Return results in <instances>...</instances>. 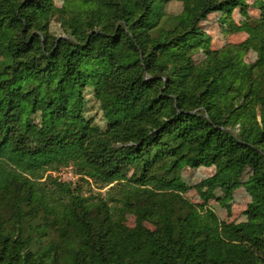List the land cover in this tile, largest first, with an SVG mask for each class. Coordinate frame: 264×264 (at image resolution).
Wrapping results in <instances>:
<instances>
[{
    "label": "trees",
    "instance_id": "16d2710c",
    "mask_svg": "<svg viewBox=\"0 0 264 264\" xmlns=\"http://www.w3.org/2000/svg\"><path fill=\"white\" fill-rule=\"evenodd\" d=\"M87 3V22L70 21V38L55 41L52 0H0V264H264V29L242 26L236 49L256 61L238 72L197 24L244 0H199L156 36L158 0ZM195 49L208 56L202 68L189 60ZM87 89L104 130L85 117ZM68 166L110 186L106 197L39 182ZM212 166L205 185L225 194L252 171L244 221L184 198L180 172ZM128 210L154 229L125 227Z\"/></svg>",
    "mask_w": 264,
    "mask_h": 264
},
{
    "label": "rangeland",
    "instance_id": "374dc122",
    "mask_svg": "<svg viewBox=\"0 0 264 264\" xmlns=\"http://www.w3.org/2000/svg\"><path fill=\"white\" fill-rule=\"evenodd\" d=\"M199 0H158L160 15L158 24L150 32V36L165 34L174 28H178L180 18L186 16V11L193 9ZM246 8H237L231 12H214L205 17L197 24V29L209 39L210 51L217 53L220 58L221 53L234 58L236 69L249 68L256 61V54L252 51L239 52L236 48L241 45L247 35L242 26L247 22L255 23L259 29H264V19L258 9L259 4H264V0H244ZM54 14L50 16L48 22V33L57 41L60 38H70L69 34L73 29L68 28L70 21L79 19V23L87 22V15L91 3L89 0H52ZM189 60L196 68H202L207 64L208 56L202 49H195L189 54ZM244 67V68H243ZM261 73L254 71V77L260 79ZM236 80L234 79V82ZM228 85V84H227ZM237 86L233 85L232 87ZM230 95H233L230 93ZM235 99H241L235 98ZM243 100V99H241ZM236 101V100H235ZM85 117L90 119L93 125L101 130L106 127V122L100 110L99 103L92 94L91 89L85 91ZM256 120L260 122V110L256 109ZM236 131L239 125H236ZM215 173V167H201L198 169L184 168L180 172V177L185 184L186 191L184 198L192 204L202 205L210 209L214 214L226 223H239L245 220L243 212L251 203V197L245 189V185L252 175V171L247 169L241 178V187L231 194L223 193L219 188H208L205 181ZM134 173L128 174L129 178L134 177ZM48 177L60 183L70 184L72 191L83 198L97 201L106 197L110 186L100 189L92 184L80 180L72 166L61 168L58 171H48L41 174L39 182L44 183ZM112 186V185H111ZM96 199V200H95ZM10 219L8 213L1 215V220ZM121 223L127 228H134L142 225L150 230L154 227L145 222L135 211L128 210L123 213ZM53 237V235H52Z\"/></svg>",
    "mask_w": 264,
    "mask_h": 264
}]
</instances>
